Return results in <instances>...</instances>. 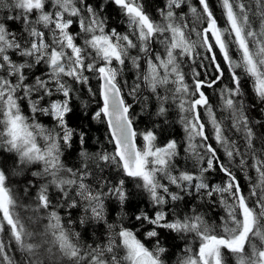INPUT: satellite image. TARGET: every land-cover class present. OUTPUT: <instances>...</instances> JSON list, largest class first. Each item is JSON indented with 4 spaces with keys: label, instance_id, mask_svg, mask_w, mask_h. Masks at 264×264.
<instances>
[{
    "label": "snow or ice",
    "instance_id": "1",
    "mask_svg": "<svg viewBox=\"0 0 264 264\" xmlns=\"http://www.w3.org/2000/svg\"><path fill=\"white\" fill-rule=\"evenodd\" d=\"M217 2L224 26L210 0H0V264H264V0Z\"/></svg>",
    "mask_w": 264,
    "mask_h": 264
},
{
    "label": "trees",
    "instance_id": "2",
    "mask_svg": "<svg viewBox=\"0 0 264 264\" xmlns=\"http://www.w3.org/2000/svg\"><path fill=\"white\" fill-rule=\"evenodd\" d=\"M211 4L214 6L215 8V13L218 17H220V24L221 26H224L225 21L222 18L221 15V10L219 8L218 2L217 0H210ZM164 0H145V4L148 7V9L155 15V9L157 7L163 6ZM192 3H196V0H192ZM186 11V8H185ZM106 15H108L109 19H108V24L109 27H116L118 30L123 31L125 28V24L123 23V18L119 15V10L115 7V6H109L106 10ZM217 56L218 59L221 61L222 63V57L219 56V52L217 50ZM200 61L197 60V63H199ZM204 63L207 65L209 64L208 61H204ZM225 70H226V65L224 66ZM186 72L189 73L190 75V68L186 67L185 68ZM199 71H204V69H198ZM209 72L212 71V69L209 67L208 69ZM130 73H126L125 75H129ZM225 83H227V81H225ZM97 86V82L95 80L92 81V87L95 88ZM222 86V85H221ZM206 91L208 92V94L211 96L212 102L214 104L215 107H217V109L219 108V97H218V90L217 91H213L210 89H206ZM98 99V97H97ZM129 102L131 101V98H129ZM87 103L88 104V110L89 112L95 110L98 105L95 102V100H92L89 95L87 94L86 88L84 89L83 93L80 95V99H77L75 101V111L77 114H79V112H81L82 109V104ZM150 110H152L150 108ZM136 111L139 112L140 109L139 107L136 108ZM255 117V113L253 114ZM75 120V117L73 118ZM153 121H157V118L155 116H152L151 118H149V116L147 115V113H145L144 115L141 116V118L137 121V127L139 131H144L147 128H151L153 126ZM77 123H79L80 121H75ZM85 123L90 124V128H91V136H92V140L89 142L90 145H92V148H90V150H93L95 147H98L99 145L96 144V138H99V141L101 142V144H107V140L106 137H108L109 135V131L107 128V125L105 123H98L94 120L91 121H85ZM163 131L161 132L160 129H157V133L160 136V142H166L167 139H176L177 141L180 142L181 144V155L178 158L180 160L181 166L182 167H191V161H189L186 158V154L183 152V146L185 144V133L183 130L182 125L179 123V116L177 113V110L175 108H173L171 110V114L168 117V123L167 124H163L162 125ZM209 133H210V129H209ZM142 143V142H140ZM108 148L111 149V145H108ZM71 159H74L71 158ZM254 175V174H253ZM211 178L215 181V182H219L220 179H222V175L219 173H213L211 174ZM22 179V178H21ZM245 184H247V181H244ZM127 187H129V189L131 191H137L134 189L133 187V182L131 180H129L127 182ZM146 200L147 196L146 194L142 196L140 195H134L131 198V204L126 207L124 209V211L129 212V214H131L132 212L135 211L136 205L138 202H140L141 200ZM198 203V202H196ZM142 206V205H141ZM181 207H183V205H181ZM201 211H207L208 214L210 216H217L218 214H222V210L219 207H216L214 210L209 211L206 207H201L200 208ZM120 208L117 204V202L115 201V199L113 198L110 202L109 208H108V214H109V218L110 221H115L118 219V214L120 213ZM74 212V216L73 218H77L75 215L76 210H73ZM61 214L64 215V210H61ZM127 222V221H126ZM96 237L93 236L92 239H95ZM91 242V241H89ZM175 243L176 245L179 246H183L184 241L181 239H176L175 241L169 240V244ZM176 251L177 253H179L180 248H176V249H171L170 251ZM175 261V257H173V264Z\"/></svg>",
    "mask_w": 264,
    "mask_h": 264
}]
</instances>
